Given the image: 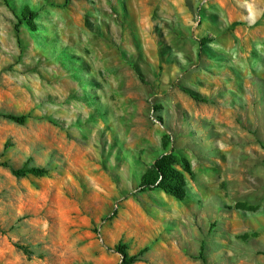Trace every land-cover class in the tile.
Masks as SVG:
<instances>
[{
    "label": "rangeland",
    "instance_id": "374dc122",
    "mask_svg": "<svg viewBox=\"0 0 264 264\" xmlns=\"http://www.w3.org/2000/svg\"><path fill=\"white\" fill-rule=\"evenodd\" d=\"M118 244L264 264V0H0V264Z\"/></svg>",
    "mask_w": 264,
    "mask_h": 264
},
{
    "label": "trees",
    "instance_id": "16d2710c",
    "mask_svg": "<svg viewBox=\"0 0 264 264\" xmlns=\"http://www.w3.org/2000/svg\"><path fill=\"white\" fill-rule=\"evenodd\" d=\"M17 18H18V28L20 26V24H24L26 22V20L28 19H33L36 18V16L38 15L37 11H31L28 14H16ZM19 30V29H18ZM4 117L15 120L17 122H24L27 118H28V114H15V113H3L2 114ZM2 164H6V163H2ZM160 170L163 171L164 168L159 166ZM12 171L14 174L21 176V175H25V171L23 169H17V168H12ZM159 187H163L166 191L175 194L176 196H182V191H180L179 189H177L175 186L172 185H157ZM117 252L121 255L122 257V264H132L136 261V257L133 255H130L128 250H127V246L125 244H118L117 247Z\"/></svg>",
    "mask_w": 264,
    "mask_h": 264
}]
</instances>
